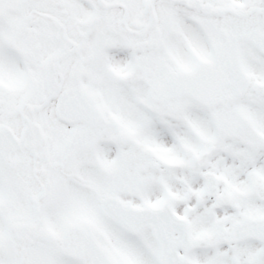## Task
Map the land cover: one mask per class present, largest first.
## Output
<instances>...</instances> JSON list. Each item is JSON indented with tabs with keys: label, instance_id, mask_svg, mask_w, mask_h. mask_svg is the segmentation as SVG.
Returning <instances> with one entry per match:
<instances>
[{
	"label": "snow or ice",
	"instance_id": "1",
	"mask_svg": "<svg viewBox=\"0 0 264 264\" xmlns=\"http://www.w3.org/2000/svg\"><path fill=\"white\" fill-rule=\"evenodd\" d=\"M0 264H264V0H0Z\"/></svg>",
	"mask_w": 264,
	"mask_h": 264
}]
</instances>
